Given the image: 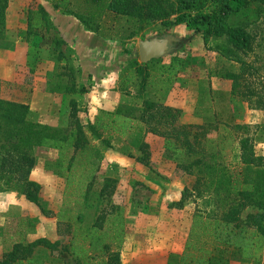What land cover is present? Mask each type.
<instances>
[{
  "label": "rangeland",
  "instance_id": "374dc122",
  "mask_svg": "<svg viewBox=\"0 0 264 264\" xmlns=\"http://www.w3.org/2000/svg\"><path fill=\"white\" fill-rule=\"evenodd\" d=\"M45 1L9 0L0 37L1 94L6 99L28 102L33 119L66 127L73 120L70 99L78 102V116L84 124L122 104L134 102L138 106L144 97L136 93L135 83L123 84L127 69L134 60L144 63L139 54L141 41L170 36L173 51L160 57V62L154 60L159 58L151 59L148 70L158 73V64L169 63L176 54L186 63L172 83L157 80L158 91L149 88L148 95L154 97L156 92L155 98L179 107L178 121L193 124L194 130L199 124L211 123L212 136L226 134L222 123L228 119L250 124L255 150L264 154V129L258 126L264 124V109L231 97L232 81L221 74L237 70L239 64L206 46L200 32L185 23L167 27L155 21L130 36L138 27L136 23L109 17L102 29L106 36L100 35L105 44L97 47L92 38H85L82 49L77 39L75 45L64 40L50 15L40 11ZM50 1L55 6L57 0ZM70 1L75 9L82 5V0ZM260 3L256 1L253 6ZM38 23L40 27H35ZM250 28L255 44L246 58L264 75V15ZM218 122L221 124L215 128ZM86 130L91 141L103 149L87 203L79 196L87 180L78 178L69 184L59 150L36 147L32 153L37 164L29 178L41 184L40 202L27 199L18 187L0 190L16 194V202L9 205L0 199V260L16 241L47 237L60 244L56 249L38 248L34 255L44 264H106V252L101 246L96 251L89 249L92 238L83 236L101 216L104 223L97 232L112 250L126 254L127 264H164L167 258L174 263L198 264L196 259L202 257H212L213 264H264V242L257 262L254 257H242L234 245L205 233V228L193 229L196 214L207 216L211 208L203 198L190 193L182 200L184 189H192L196 177L165 157L164 137L147 132L141 124L125 135L113 134L108 146L102 138H94L88 127ZM110 135L103 133L104 138ZM142 141L148 144L146 150ZM226 152L231 159L232 145ZM107 177L117 179L114 191L100 196ZM3 183L0 181L6 185ZM255 211L248 207L243 215ZM82 247L89 250L83 252Z\"/></svg>",
  "mask_w": 264,
  "mask_h": 264
},
{
  "label": "trees",
  "instance_id": "16d2710c",
  "mask_svg": "<svg viewBox=\"0 0 264 264\" xmlns=\"http://www.w3.org/2000/svg\"><path fill=\"white\" fill-rule=\"evenodd\" d=\"M256 1L261 3L253 6ZM8 4L9 0H0V37L6 26ZM55 6L74 15L88 31L103 37L106 36L102 33L103 23L109 17L136 23L139 28L132 29L130 36L144 24L155 21L167 27L185 23L203 35L206 46L216 48L239 64L237 70L221 74L232 81L231 97L264 109V75L246 58L255 44V34L250 27L263 17L264 0H82L78 9L70 0H57ZM39 9L49 15L43 5ZM35 27H40V23ZM154 60L160 62L161 59ZM185 63L184 57L172 55L169 63L158 64L160 71L153 73L148 70L150 61H132L123 84L135 83L136 93L144 97L142 103L137 106L131 102L102 111L95 120L84 124L78 116V102L70 99L73 120L66 127L37 121L33 119L30 104L4 98L0 79V181L6 184H1L0 190L18 187L27 199L39 203L41 184L29 178L37 164L32 152L36 147H48L59 150L69 184L78 178L87 180L79 193L87 203L103 149L91 141L86 127L94 138H102L109 146L113 134L125 135L144 124L147 132L164 137L165 157L175 161L184 172L195 175L192 189H184L182 200L190 193L203 198L211 208L207 216L196 214L193 229L205 228L204 232L212 234L216 240L237 247L242 257H254L259 262L258 254L264 242V154L255 150L250 124L228 119L222 123L226 134L212 136L211 123L199 124L194 130L193 124L178 121L179 107L155 98L159 85L156 81L172 83ZM149 88L156 91L154 97L148 95ZM218 123L214 124L215 128H219L221 123ZM258 126L264 129V124ZM104 132L112 135L104 138ZM142 145L146 150L148 144L142 141ZM228 145H232L231 159L226 156ZM116 182L117 179L107 177L99 195H111ZM248 207L257 211L244 216L243 211ZM99 218L90 229L84 230L83 236L92 238L89 249L96 251V247L101 246L107 255L106 264H122L120 251L112 250L103 234L97 232L104 223V219ZM59 244V240L47 237L16 241L4 252L0 264H44L35 252L40 247L56 249ZM89 249L82 247L83 252ZM196 261L213 264L212 257Z\"/></svg>",
  "mask_w": 264,
  "mask_h": 264
},
{
  "label": "crops",
  "instance_id": "0c3cea01",
  "mask_svg": "<svg viewBox=\"0 0 264 264\" xmlns=\"http://www.w3.org/2000/svg\"><path fill=\"white\" fill-rule=\"evenodd\" d=\"M43 6L49 13L54 23L57 25L58 29H60L59 31H60L61 37L67 42L75 45L74 43L77 39V42H79L80 48L82 49H83V45L86 44L84 43L85 38H89V39L92 38L93 43L96 42L94 46H97V45L100 46V43L101 44L103 43V45L105 44L106 40L101 41L100 38L102 37H100V35H97L96 33L91 32V31L87 33V34H90V36L85 34L86 31H85L84 25H82V22L79 19H77L76 17L72 15H67L61 12L60 10H57V8L53 5V3L50 0H46L43 3ZM94 38H98V40H95ZM50 96L55 99L54 95L51 94ZM0 199L4 200L3 201L4 204L9 205V204L16 202V194L12 192L10 193L2 192L0 193ZM120 253H121L122 264H127L126 261L124 260V255L126 254L123 251H121ZM164 264H181V263H174L173 261L167 258Z\"/></svg>",
  "mask_w": 264,
  "mask_h": 264
},
{
  "label": "water",
  "instance_id": "95a60500",
  "mask_svg": "<svg viewBox=\"0 0 264 264\" xmlns=\"http://www.w3.org/2000/svg\"><path fill=\"white\" fill-rule=\"evenodd\" d=\"M173 48L170 36L147 39L139 43L140 59L143 62H148L153 58H160L172 52Z\"/></svg>",
  "mask_w": 264,
  "mask_h": 264
}]
</instances>
